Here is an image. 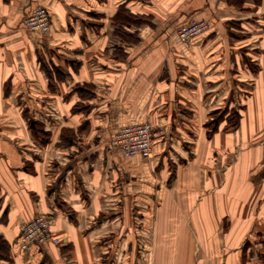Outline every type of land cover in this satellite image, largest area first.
<instances>
[{"label":"crops","instance_id":"0c3cea01","mask_svg":"<svg viewBox=\"0 0 264 264\" xmlns=\"http://www.w3.org/2000/svg\"><path fill=\"white\" fill-rule=\"evenodd\" d=\"M141 122L151 158L111 147ZM0 264H264V0H0Z\"/></svg>","mask_w":264,"mask_h":264},{"label":"built area","instance_id":"2783aa9c","mask_svg":"<svg viewBox=\"0 0 264 264\" xmlns=\"http://www.w3.org/2000/svg\"><path fill=\"white\" fill-rule=\"evenodd\" d=\"M210 20L193 19L177 30V41L189 46L192 40L210 29ZM23 25L33 34L48 36L52 29V13L46 6H38L23 20ZM161 128H154L149 122L132 123L121 127L111 139V147L122 156L140 155L151 158L155 152V143L163 136ZM55 217L49 214L37 215L22 225L19 236V246L22 251H28L33 245L52 240L62 244V239L52 232Z\"/></svg>","mask_w":264,"mask_h":264},{"label":"rangeland","instance_id":"374dc122","mask_svg":"<svg viewBox=\"0 0 264 264\" xmlns=\"http://www.w3.org/2000/svg\"><path fill=\"white\" fill-rule=\"evenodd\" d=\"M232 116H231V118H232V120L235 122V123H237V121H238V116H239V114L238 113H233V114H231ZM162 130V133H163V136H165V135H169L168 134V130H165L164 128H161ZM212 131L213 130H208V133L206 134L207 135V137L209 138V139H211V137H212ZM215 131V130H214ZM223 131H226V130H223ZM198 135H197V137H196V139H198ZM205 142V146H203L202 148H201V150H196V153L197 154H192L193 156L195 155H200V154H198L199 153V151H200V153H203L202 154V157L204 156V159H212V157H214V154H217V152L216 151H218V148H216L215 150H212L211 149V144H210V142H208L207 140L206 141H204ZM204 145V144H203ZM217 147V146H216ZM223 150V149H222ZM221 151V150H220ZM204 163V167H205V170L206 171H208V174L210 173V169L212 168V165H211V161H204L203 162ZM203 184L204 183H206V181L205 182H202ZM204 194H206V191L204 190V192L202 191L201 193H200V196L202 197ZM174 195H177V194H174ZM178 199V198H177ZM191 200H193V201H195L196 199H197V196H196V194L194 193V194H192V197L190 198Z\"/></svg>","mask_w":264,"mask_h":264}]
</instances>
